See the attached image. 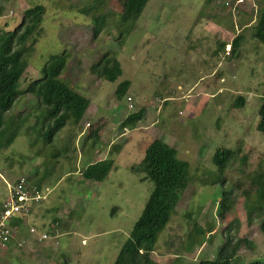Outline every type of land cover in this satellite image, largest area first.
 <instances>
[{
  "label": "rangeland",
  "instance_id": "rangeland-1",
  "mask_svg": "<svg viewBox=\"0 0 264 264\" xmlns=\"http://www.w3.org/2000/svg\"><path fill=\"white\" fill-rule=\"evenodd\" d=\"M127 3L106 2L103 11L110 18L94 39L92 15L81 11L94 0H0V32L20 25L27 9L46 7L43 32L29 42L34 51L26 56L20 89L42 77L52 55L68 51L60 79L91 100L80 124L68 123L52 142L43 135L46 106L33 94L20 95L7 113L19 130L12 145L0 149V207L9 184L22 176L41 182L46 200L39 204L43 217L30 219L23 235L0 249V264H114L155 188L133 170L154 139L175 147L189 163L190 184L153 259L171 264L216 258L231 226L238 246L233 264L264 260V201L255 180L264 173V133L257 128L264 42L255 37L264 0H151L124 38L119 19ZM107 51L122 64L115 82L91 71ZM125 80L132 85L119 101L116 90ZM239 96L246 104L238 108ZM140 109L145 115L137 128H122ZM221 148L240 151L223 175L213 162ZM107 158L115 166L105 181L83 177L90 164ZM224 190L232 191L226 216L220 213ZM32 226L37 233L30 232ZM39 233L50 237L19 246Z\"/></svg>",
  "mask_w": 264,
  "mask_h": 264
},
{
  "label": "trees",
  "instance_id": "trees-1",
  "mask_svg": "<svg viewBox=\"0 0 264 264\" xmlns=\"http://www.w3.org/2000/svg\"><path fill=\"white\" fill-rule=\"evenodd\" d=\"M107 1L94 0L91 7L81 9L82 13L92 15L95 26L94 39L100 36L110 18V14L103 11ZM150 1L128 0L125 11L119 19L124 38L136 27ZM45 12V5H36L25 11L20 25L14 29L0 32V149L12 145L18 136L19 129L14 128L15 122L8 120L6 115L23 93L33 94L37 97L39 104L46 106L47 116L44 120L45 123H48V129L43 135L47 142H52L68 123L80 124L91 105L89 98L60 79L70 57L68 51L52 55L42 67V77L31 82L25 91L20 89L22 76L28 66L26 56L34 51L33 44L29 45V42L37 41L41 36ZM255 37L264 42V13L256 26ZM241 39V35L234 39L233 51L239 49ZM121 43L122 41H120ZM91 71L99 78L110 82H115L123 74L122 64L113 51L104 53L101 60L91 67ZM131 85L130 80H125L118 85L116 97L119 101H123L127 97ZM245 104L246 99L239 96L235 105L239 108ZM144 115L145 109L130 114L122 122L121 127L137 128L144 119ZM259 115L257 128L264 133V101L260 107ZM239 152V150L235 151L229 148H221L216 151L213 162L219 167L221 175L224 174ZM114 166L115 160L107 158L90 164L82 175L88 180L102 182L107 179ZM189 168V163L178 157L177 149L163 139H154L148 145L142 162L134 165L133 170L144 173L143 179L153 181L155 188L114 264H163L154 260L152 253L156 250L161 233L171 222L183 193L190 184ZM255 180L260 185L257 191L259 200L264 201V173L257 174ZM34 184L39 189H43L41 182H34ZM231 196L232 191H223L220 202V213L223 216H226L231 210ZM231 228L230 226L228 229L227 242L218 252L216 258H205L197 263H187L178 258L171 264H233L238 246L233 245L234 239L230 235ZM262 228L264 232V223ZM252 264H264V260H257Z\"/></svg>",
  "mask_w": 264,
  "mask_h": 264
},
{
  "label": "built area",
  "instance_id": "built-area-1",
  "mask_svg": "<svg viewBox=\"0 0 264 264\" xmlns=\"http://www.w3.org/2000/svg\"><path fill=\"white\" fill-rule=\"evenodd\" d=\"M44 199H46L44 190L39 189L26 177L22 176L12 185L9 184V195L0 211V249H7L11 241L18 240V231L13 220L27 217L32 207ZM30 232L37 233V230L32 226ZM38 237L40 241H45L50 236L48 233H39ZM19 243L23 246L25 241Z\"/></svg>",
  "mask_w": 264,
  "mask_h": 264
},
{
  "label": "crops",
  "instance_id": "crops-1",
  "mask_svg": "<svg viewBox=\"0 0 264 264\" xmlns=\"http://www.w3.org/2000/svg\"><path fill=\"white\" fill-rule=\"evenodd\" d=\"M46 200V199H45ZM6 201V200H5ZM44 201V200H43ZM43 201H41V202H39V203H37V204H35L33 207H32V209H31V213L27 216V217H25V218H15L14 220H13V224H14V226L16 227V229H17V231H18V235H23V232H22V227L23 226H25L27 223H28V221L31 219H40V218H42L43 217V215H44V210H43V208L41 207L42 205H41V203L43 202ZM41 206H40V205ZM2 206H3V204H2ZM35 208V209H34ZM1 209H2V207H0V211H1ZM41 211H43V214L41 213ZM31 220H30V222H31ZM58 224H60V222H57ZM61 225V224H60ZM25 241V244L23 245V246H21V247H25L27 244H28V242H37V240H39V237L38 238H33V239H31V238H23L22 239V241ZM31 240H33V241H31ZM11 244H13V242L12 243H10L9 245L11 246ZM20 244V243H19ZM9 245H8V247H7V249L6 250H8V248H9ZM20 246V245H19ZM32 247V246H31ZM33 248V247H32Z\"/></svg>",
  "mask_w": 264,
  "mask_h": 264
},
{
  "label": "clouds",
  "instance_id": "clouds-1",
  "mask_svg": "<svg viewBox=\"0 0 264 264\" xmlns=\"http://www.w3.org/2000/svg\"><path fill=\"white\" fill-rule=\"evenodd\" d=\"M45 200V199H44ZM43 201V200H42Z\"/></svg>",
  "mask_w": 264,
  "mask_h": 264
}]
</instances>
